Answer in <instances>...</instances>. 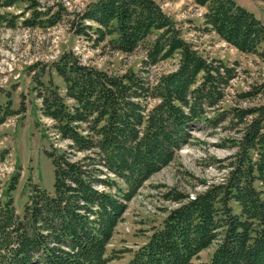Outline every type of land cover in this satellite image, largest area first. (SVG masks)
Instances as JSON below:
<instances>
[{"label":"trees","instance_id":"obj_1","mask_svg":"<svg viewBox=\"0 0 264 264\" xmlns=\"http://www.w3.org/2000/svg\"><path fill=\"white\" fill-rule=\"evenodd\" d=\"M16 1L0 0V6ZM195 2L207 8V28L240 51L264 58V23L253 12L236 0ZM79 18L77 34H87L91 25L85 22L91 21L98 40L110 36L117 51L130 54L144 45L145 66L176 53L179 66L151 82L134 70L116 75L85 64L74 51L51 63L66 94L52 81L45 86L37 79L44 87L37 97L69 151L54 144L46 151L54 191L35 184L23 216L14 205L18 177H13L0 199V264H108L116 259L108 245L132 196L190 143L195 123L218 124L231 117L244 128L227 178L193 198L171 189L167 196L177 206L127 264H195L213 244L210 261L200 264H264V102L205 117L218 108L237 69L200 54L155 0H94ZM60 20L51 19V25ZM26 23L45 24L35 18ZM258 94L264 97V84L242 96ZM151 100L156 101L152 106ZM25 110L24 102L16 112L9 107L0 123ZM7 153L0 152V159ZM78 153L82 156L73 160Z\"/></svg>","mask_w":264,"mask_h":264},{"label":"rangeland","instance_id":"obj_2","mask_svg":"<svg viewBox=\"0 0 264 264\" xmlns=\"http://www.w3.org/2000/svg\"><path fill=\"white\" fill-rule=\"evenodd\" d=\"M92 1L18 0L12 5L0 6V117L9 107L15 112L22 102L26 107L25 112L9 115L0 123V152L8 151L0 159V199L17 176V187L12 194L20 216L25 212L35 184L48 192L54 191V168L46 151L52 144L69 151L68 141L56 134L53 120L43 114L42 100L37 97L38 90L44 88L37 79L45 86L52 81L63 95L66 94L63 78L51 68L54 60L65 51H74L85 64L116 75L134 70L151 82L179 66L178 53L154 66H145L144 45L130 54L117 51L109 44L110 36L98 40L97 24L91 21L85 22L91 25L87 34H77L80 13ZM155 1L175 20L182 37L200 54L209 60H222L237 69V75L225 90L224 99L205 117H214L222 110L263 104V94L252 97L242 94L264 84V58L240 51L207 28L204 17L207 8L195 0ZM236 1L264 23V0ZM60 16L61 20L51 25V19ZM33 18L44 21V26L26 23L27 19ZM261 50H264V43ZM150 102L152 106L156 101ZM243 128L244 124L232 117L218 124L200 120L192 126L190 143L180 149L168 165L152 174L128 201L108 245V254L118 256L108 264H127L133 251L148 240L152 229L162 224L169 210L178 204L167 196L171 189L193 198L210 184L221 183L227 178ZM75 155L73 160L82 156L81 153ZM216 246L213 244L202 251L194 263L209 262Z\"/></svg>","mask_w":264,"mask_h":264}]
</instances>
